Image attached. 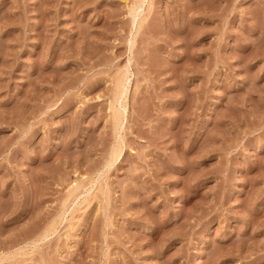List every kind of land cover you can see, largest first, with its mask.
Returning <instances> with one entry per match:
<instances>
[{"label": "rangeland", "instance_id": "obj_1", "mask_svg": "<svg viewBox=\"0 0 264 264\" xmlns=\"http://www.w3.org/2000/svg\"><path fill=\"white\" fill-rule=\"evenodd\" d=\"M0 264H264V0H0Z\"/></svg>", "mask_w": 264, "mask_h": 264}, {"label": "bare ground", "instance_id": "obj_2", "mask_svg": "<svg viewBox=\"0 0 264 264\" xmlns=\"http://www.w3.org/2000/svg\"><path fill=\"white\" fill-rule=\"evenodd\" d=\"M126 86H127V85H126ZM122 89H123V88H122ZM122 89H121V90H122ZM116 147H119V146L116 145ZM112 151H113V155H114V156L119 157L118 155H120L119 153H120L121 151L119 152V149H118V148H116V149H114V150H112ZM116 157H115V159H116Z\"/></svg>", "mask_w": 264, "mask_h": 264}]
</instances>
